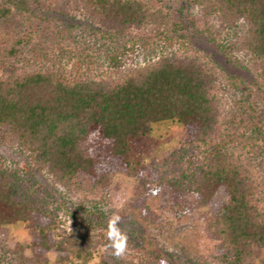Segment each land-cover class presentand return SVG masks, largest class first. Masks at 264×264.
Listing matches in <instances>:
<instances>
[{
  "label": "trees",
  "instance_id": "obj_1",
  "mask_svg": "<svg viewBox=\"0 0 264 264\" xmlns=\"http://www.w3.org/2000/svg\"><path fill=\"white\" fill-rule=\"evenodd\" d=\"M40 1L43 7L56 0H0V19L17 14L24 26L6 42V62H0V145L17 158L0 154V264H49V256L54 264H84L94 254L97 264H134L114 255L104 234L91 232L107 225L102 208L108 206L56 198L38 180L48 177L67 193L94 192L114 173L207 208L216 254L184 264H264V176L258 184L240 156L246 150L257 155L264 172V0H190L202 18L198 28L200 18L189 15L186 22L183 14L164 11L159 0H60L101 24L87 28L106 61L96 77L70 76L56 60L27 70L14 64L38 34L31 51H42L48 27L32 8ZM204 24L218 36V50L229 60L241 53L254 70L251 82H232L239 97L225 122L218 73L206 55L190 54L187 42L186 31L206 33ZM133 29L148 32L135 40ZM147 47L150 57L135 63ZM166 120L179 123L183 137L147 165L152 126ZM58 209L72 228L55 237ZM16 222L30 237L8 252L5 226ZM162 259L171 264L159 255L146 264Z\"/></svg>",
  "mask_w": 264,
  "mask_h": 264
},
{
  "label": "rangeland",
  "instance_id": "obj_2",
  "mask_svg": "<svg viewBox=\"0 0 264 264\" xmlns=\"http://www.w3.org/2000/svg\"><path fill=\"white\" fill-rule=\"evenodd\" d=\"M42 4L40 1L39 6H32L35 16L46 19L42 28L48 27V31L42 37V51L38 53L39 56L37 52L31 51L33 45L39 44L38 34L37 38L34 36L30 44L24 47L26 51L19 57L20 61L14 64H17L18 68L27 70L31 66L49 65V62L45 60H56L70 76L96 77L103 74L106 71L103 51L97 48L94 43L97 39L90 38L89 30H87L88 27L93 29L101 27V24L95 19L92 20L81 8L69 9L61 5L60 0L46 2L43 7ZM158 4L164 8V11L183 14L186 22L189 15L200 18L198 7L190 0H159ZM201 19L197 28L202 27ZM21 20V16L17 14L10 15L4 22L0 19V62H6L4 53L5 48L8 47L6 42L12 39L14 33L22 32L24 26L20 23ZM32 21L36 22V20ZM212 24L214 27L218 26L216 21ZM205 27L206 33L190 27L186 31L187 42L192 49L190 54L206 55L218 73L223 89L220 106L221 122H225L228 120V113L235 110L239 97L232 82L237 83L238 79L251 82L254 70L239 52L231 54L229 60L225 53L216 47L215 41L218 40V36L214 35L208 24ZM147 32L146 29L143 31L133 29L130 34L136 40L139 37H146ZM208 38H212L213 41ZM148 48L145 52L139 51L133 58L135 63H143L150 57ZM150 135V153L144 160L147 165L149 161L159 162L166 156L167 152L182 139L183 128L176 121H160L153 124ZM0 154L7 161L17 160L15 154L5 146L0 145ZM240 156L249 174L258 184L261 183V177L264 176L261 167L262 159L247 150L242 151ZM38 180L41 190L50 189L52 193H55L56 198L60 199L65 195L72 202L78 201L84 205L96 202L108 206L109 208H102L107 216L105 220L107 225L97 226L91 232L98 236L104 234L107 237L109 220L113 216H119L118 226L129 239L123 256L134 264H146L147 260L154 258V255L168 258L171 264H184L187 260L195 261L196 259L197 262L205 259L212 260L216 254L217 241L208 227L207 208L192 200H179L173 192L163 186H156L155 183L137 177L114 173L107 177L104 189L94 192L67 193L61 184L48 177L38 178ZM137 198L141 204L137 202V205H134ZM57 212L60 220L55 228V237H60L64 232H69L72 225L68 219L64 220L61 209ZM5 227L7 234L4 238V246L8 252H12L16 244L25 245L29 240L30 233L22 223L16 222ZM98 248L102 249L103 245H99ZM25 255L29 256V253L26 252ZM97 258V254H94L84 264H97ZM48 261L49 264H54V257L49 256ZM71 264L82 263L71 260Z\"/></svg>",
  "mask_w": 264,
  "mask_h": 264
},
{
  "label": "clouds",
  "instance_id": "obj_3",
  "mask_svg": "<svg viewBox=\"0 0 264 264\" xmlns=\"http://www.w3.org/2000/svg\"><path fill=\"white\" fill-rule=\"evenodd\" d=\"M119 216H113L107 226V238L110 241V246L114 249V255L121 256L126 251L127 236L120 229ZM160 264H167L166 260H161Z\"/></svg>",
  "mask_w": 264,
  "mask_h": 264
}]
</instances>
